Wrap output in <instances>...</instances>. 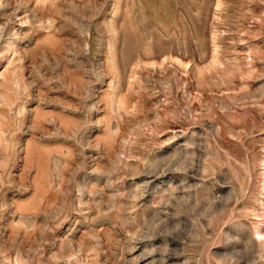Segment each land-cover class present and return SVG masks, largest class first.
<instances>
[{"label":"rangeland","instance_id":"obj_1","mask_svg":"<svg viewBox=\"0 0 264 264\" xmlns=\"http://www.w3.org/2000/svg\"><path fill=\"white\" fill-rule=\"evenodd\" d=\"M0 264H264V0H0Z\"/></svg>","mask_w":264,"mask_h":264}]
</instances>
